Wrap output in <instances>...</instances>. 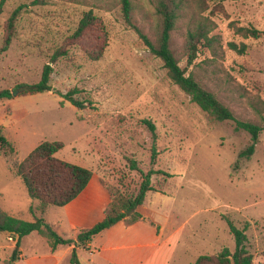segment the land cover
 I'll return each instance as SVG.
<instances>
[{
	"label": "rangeland",
	"instance_id": "1",
	"mask_svg": "<svg viewBox=\"0 0 264 264\" xmlns=\"http://www.w3.org/2000/svg\"><path fill=\"white\" fill-rule=\"evenodd\" d=\"M131 1L134 23L155 39L157 0ZM21 5L12 43L0 54V90L12 92L0 99V129L14 147L13 152L0 149L1 208L25 220L40 215L16 170L45 140L63 142L57 155L94 173L74 201L49 206L43 215L65 238L76 239L101 217L108 190L136 193L142 172L151 169L171 177L152 176L143 220L133 226L122 221L94 236L90 246L59 245L53 251L47 238L32 232L15 254L16 237L0 231V264H71L74 247L81 264H193L203 254L234 251L228 219L246 227L253 264H264V130L253 155L237 167L251 134L204 112L170 79L162 60L126 21L122 0H6L0 47L9 18ZM89 11L99 24L84 40H73ZM202 19L210 25L212 45H199L187 67L188 31ZM240 27L263 34L246 37ZM60 47L67 54L52 63ZM97 47L100 58H91ZM171 48L180 65L236 119L264 126V0L191 2L177 21ZM47 63L53 67V90L24 94L18 86L38 82ZM74 88L87 107L80 109L57 93Z\"/></svg>",
	"mask_w": 264,
	"mask_h": 264
},
{
	"label": "trees",
	"instance_id": "2",
	"mask_svg": "<svg viewBox=\"0 0 264 264\" xmlns=\"http://www.w3.org/2000/svg\"><path fill=\"white\" fill-rule=\"evenodd\" d=\"M6 0H0V12ZM50 0H33L34 4H46ZM201 4L204 0H157L156 12L159 18L158 31L155 39L147 35L143 29L137 26L133 21V6L131 0H122V10L126 21L131 24L138 32L144 44L150 51L160 58L167 70L170 79L177 84L191 99L196 102L200 108L219 121H234L235 129H244L251 134L250 144L239 153V159L236 166L239 167L241 159L249 158L256 149L260 133L264 126L249 121H240L236 119L228 106L223 104L217 96L204 88L194 77L188 73L187 67L194 63L197 58L199 45H212L209 37L211 31L208 21L204 19L195 22L194 29L188 31L187 35V67H182L175 57L171 48L172 33L176 27L177 21L182 13L191 5V2ZM23 5L16 8L8 20L7 35L0 47V54L8 50L15 35V22L17 21ZM99 24V19L92 11L86 12L80 20L79 25L72 35L75 41L84 40L88 34ZM246 37H259L263 31L255 27H240L238 29ZM235 46V45H233ZM67 54V49L60 47L52 54L51 62H56L60 57ZM102 54V48L97 47L89 52V56L99 59ZM53 67L47 63L43 67L41 78L33 84H21L18 86L24 94H34L38 92L51 91ZM78 88L69 90L66 93L57 91V93L68 100L76 107L82 109L88 106L86 101L76 97L79 93ZM12 92L9 90H0V99L11 98ZM152 130L155 125L147 121ZM61 141H42L36 146L17 167V175L21 178L29 196L38 202L37 210L40 215H35L34 220H25L13 216L3 210L0 205V231L12 233L16 237V249L18 253L22 238L32 232L47 238L51 244L52 250H56L59 245H86L92 241L94 236L102 231L112 228L122 221L127 222L128 226H133L144 219L143 209L147 193L154 190L152 185V176L162 174L165 177H171V173L163 170L151 169L148 172H142V182L136 193H123L120 190L109 191L110 200L103 210L101 217L90 227L79 231L77 238H65L61 236L44 219V214L49 206H65L74 201L88 186L94 173L91 169L81 165L69 162L60 158L57 153L63 148ZM0 149L5 152L14 151L12 143L0 129ZM156 149H153L152 161L156 159ZM132 168L138 169L135 160L129 159ZM33 210V209H32ZM230 232L234 236L236 246L232 252L228 248L223 249L217 254L200 255L193 264H253L254 255L247 247L248 236L245 229L238 228L233 221L227 220ZM71 264H81L76 247L71 253Z\"/></svg>",
	"mask_w": 264,
	"mask_h": 264
},
{
	"label": "crops",
	"instance_id": "3",
	"mask_svg": "<svg viewBox=\"0 0 264 264\" xmlns=\"http://www.w3.org/2000/svg\"><path fill=\"white\" fill-rule=\"evenodd\" d=\"M91 245V242L89 243V245L88 246H90Z\"/></svg>",
	"mask_w": 264,
	"mask_h": 264
},
{
	"label": "built area",
	"instance_id": "4",
	"mask_svg": "<svg viewBox=\"0 0 264 264\" xmlns=\"http://www.w3.org/2000/svg\"><path fill=\"white\" fill-rule=\"evenodd\" d=\"M14 235V234H13ZM15 236V235H14Z\"/></svg>",
	"mask_w": 264,
	"mask_h": 264
}]
</instances>
